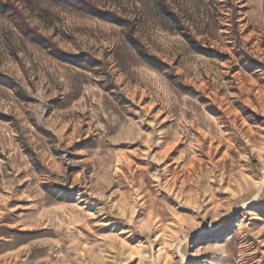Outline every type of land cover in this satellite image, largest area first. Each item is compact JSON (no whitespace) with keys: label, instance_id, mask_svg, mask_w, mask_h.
Masks as SVG:
<instances>
[{"label":"rangeland","instance_id":"rangeland-1","mask_svg":"<svg viewBox=\"0 0 264 264\" xmlns=\"http://www.w3.org/2000/svg\"><path fill=\"white\" fill-rule=\"evenodd\" d=\"M0 2V264H264V0Z\"/></svg>","mask_w":264,"mask_h":264},{"label":"trees","instance_id":"trees-1","mask_svg":"<svg viewBox=\"0 0 264 264\" xmlns=\"http://www.w3.org/2000/svg\"><path fill=\"white\" fill-rule=\"evenodd\" d=\"M0 11H2V12H4V11L14 12L16 14H19L17 9L13 5L9 4L8 2H0ZM21 26L22 25H19L20 28H21ZM21 30H22V28H21ZM23 30H26V27Z\"/></svg>","mask_w":264,"mask_h":264},{"label":"bare ground","instance_id":"bare-ground-1","mask_svg":"<svg viewBox=\"0 0 264 264\" xmlns=\"http://www.w3.org/2000/svg\"><path fill=\"white\" fill-rule=\"evenodd\" d=\"M186 179V178H185Z\"/></svg>","mask_w":264,"mask_h":264}]
</instances>
